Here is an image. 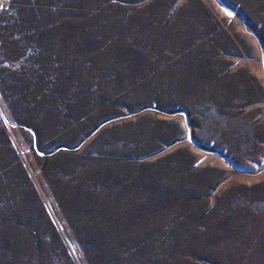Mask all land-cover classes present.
<instances>
[{"label":"rangeland","instance_id":"1","mask_svg":"<svg viewBox=\"0 0 264 264\" xmlns=\"http://www.w3.org/2000/svg\"><path fill=\"white\" fill-rule=\"evenodd\" d=\"M0 264H264V0H0Z\"/></svg>","mask_w":264,"mask_h":264},{"label":"bare ground","instance_id":"2","mask_svg":"<svg viewBox=\"0 0 264 264\" xmlns=\"http://www.w3.org/2000/svg\"><path fill=\"white\" fill-rule=\"evenodd\" d=\"M42 196L44 197L43 194H42ZM44 200H45V202H46V204H47V206H48L49 211L51 212V214H52L53 217L55 218L56 223H57L59 229L61 230V232L64 234V236H65V238H66L65 232L63 231L62 226L60 225L59 221H58L57 218L55 217V214H54V212H53L52 209H51V205H50V203L45 199V197H44Z\"/></svg>","mask_w":264,"mask_h":264},{"label":"water","instance_id":"3","mask_svg":"<svg viewBox=\"0 0 264 264\" xmlns=\"http://www.w3.org/2000/svg\"><path fill=\"white\" fill-rule=\"evenodd\" d=\"M223 8H224V10L226 11V13H228L229 14V12L231 13V14H233V11L232 10H230V9H227L226 7H224L223 6ZM229 10V11H228Z\"/></svg>","mask_w":264,"mask_h":264},{"label":"trees","instance_id":"4","mask_svg":"<svg viewBox=\"0 0 264 264\" xmlns=\"http://www.w3.org/2000/svg\"><path fill=\"white\" fill-rule=\"evenodd\" d=\"M171 144H173V143H171ZM171 144H170V145H171ZM52 210H53V209H52ZM51 215H52V214H51ZM55 217H56V216H55ZM54 220H55V219H54ZM57 220H58V219H57Z\"/></svg>","mask_w":264,"mask_h":264}]
</instances>
